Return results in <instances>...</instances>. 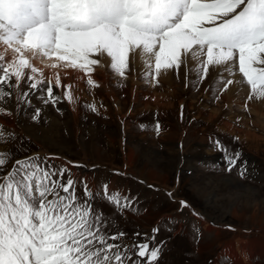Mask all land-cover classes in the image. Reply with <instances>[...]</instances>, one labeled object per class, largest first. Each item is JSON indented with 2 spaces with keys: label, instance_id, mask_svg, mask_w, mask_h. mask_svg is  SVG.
Masks as SVG:
<instances>
[{
  "label": "rangeland",
  "instance_id": "rangeland-1",
  "mask_svg": "<svg viewBox=\"0 0 264 264\" xmlns=\"http://www.w3.org/2000/svg\"><path fill=\"white\" fill-rule=\"evenodd\" d=\"M4 50L13 53L5 45ZM31 59L42 65L61 63L39 54L35 57L33 54ZM130 60L124 77L111 68V61L105 75L91 74L98 86L87 83L89 76L80 80L75 75L63 76L61 91L51 82L53 95L60 97L55 103L47 99L43 90H38L47 87L50 81L45 73L33 74L25 69L18 84L12 78L9 83L18 86H9L10 95L0 100V104H7L0 105V126L14 133L7 143H0V152L13 154L4 166V173L12 169L15 161L40 154L39 158H31L42 167L51 166L57 173L53 179H60L61 169L65 170L63 181L73 175L76 195L83 199L81 179L93 175V184L94 179L100 180L105 175L103 168L86 174L80 167L78 171L72 169L71 174L55 163L59 159L53 161L51 156L61 155L69 162H82L89 167L105 163L101 167L110 169L106 166L109 165L122 174L126 171L174 198L168 202L165 196L144 187L138 199L132 193L118 191L121 205L126 197L128 206H117L106 198L102 185L96 183L98 192L92 203L102 216V230L126 234L115 243L138 242L142 237L136 233L146 234L157 226L158 234L150 249L160 248V255L153 264H264V98L251 94L238 69L230 76L224 71L225 66H210L207 77L201 78L196 62L188 60L178 70L162 71L157 82L146 76V67ZM104 65L99 63L92 68L100 70ZM57 68L67 69L62 63ZM31 75L43 81L38 89H29ZM235 76H239V88L231 89L232 83L225 88L226 82ZM69 85L73 91L72 107L64 100ZM37 109L39 116L34 119ZM238 116L243 117L246 126ZM157 123L168 126L172 136H164L166 140L155 145L149 141L152 134L158 133ZM139 136L146 140H139ZM252 136L255 138L250 141ZM202 138L205 142L200 145ZM168 139L170 144L165 142ZM215 141L233 158L240 154L231 171L224 159L225 151L217 149ZM244 149L258 158L249 157ZM212 152L218 155L208 156ZM149 176L156 177L161 184ZM113 179H117L121 188L142 186L130 177ZM96 185H88L93 194ZM114 192L117 191L108 194ZM181 201L188 206H181ZM233 246L239 258L230 255L229 248ZM136 259L133 255L126 264H133ZM146 259L140 258V264Z\"/></svg>",
  "mask_w": 264,
  "mask_h": 264
},
{
  "label": "snow or ice",
  "instance_id": "snow-or-ice-1",
  "mask_svg": "<svg viewBox=\"0 0 264 264\" xmlns=\"http://www.w3.org/2000/svg\"><path fill=\"white\" fill-rule=\"evenodd\" d=\"M0 43L15 54L7 62L0 55V100L10 95L9 86H17L10 80L18 84L25 69L42 75L26 52L82 70L93 86L98 85L91 79L92 66L100 63L93 57L105 54L121 77L129 68L130 55L139 54L148 69L146 76L157 82L162 71L178 70L189 59L196 62L201 78L207 77L210 66L223 65L230 76L238 69L251 93L264 98V0H0ZM28 79L29 89L43 84L35 75ZM231 83L229 79L225 88ZM66 87L71 102V86ZM38 90L53 103L60 99L53 95L51 81ZM155 128L160 131L158 123ZM13 136L0 126V143ZM215 143L225 151L231 171L240 154L233 158L219 141ZM12 155L0 152V264H126L133 255L137 258L133 264L145 257L143 264H153L158 259L160 248L150 249L158 229L143 242L115 243L126 234L102 230V216L93 208L94 194L86 181L80 199L75 181L70 177L63 181L64 169L60 179H53L56 171L36 159L17 160L5 174ZM105 193L111 203L128 206L126 197L121 205L118 191L108 194L107 185Z\"/></svg>",
  "mask_w": 264,
  "mask_h": 264
},
{
  "label": "bare ground",
  "instance_id": "bare-ground-1",
  "mask_svg": "<svg viewBox=\"0 0 264 264\" xmlns=\"http://www.w3.org/2000/svg\"><path fill=\"white\" fill-rule=\"evenodd\" d=\"M30 53V54H29ZM0 55H3V56H5L4 58H7L6 60L7 61H10L14 56H15V54L14 53H6V51L4 50V45L2 44V43H0ZM25 55H26V58H28L29 60H30V63L34 66V67H36L37 69H39L40 70V72L41 73H45L46 74V77L51 81V82H53L55 85H56V76H57V74L59 75V81H60V87H57L58 88V90L59 91H61V78L63 77V76H70V75H75L79 80L80 79H85V77L86 76H88L87 74H85L82 70H79V69H74V68H71V67H67V69H64V68H54V69H59V71H51V70H49V69H47L48 67L46 66V65H50V66H52L53 65V63L51 62V63H48V64H44V65H42L41 63H38V64H35L33 61H32V56H33V53H31V52H26L25 53ZM37 54H35L34 55V57L36 56ZM93 58H96V59H99L100 60V63L103 65V64H106V65H104V68H102V69H100V70H97L96 68L95 69H93V71L91 72V74H94V73H102L103 75H105L107 72H108V68H109V64H107V63H109L111 60H110V58H108L107 56H106V54L105 55H102V56H100V57H93ZM129 59H131L130 61H135L136 63V65H138V66H140V67H146L145 66V63L142 61V59H141V57L139 56V54H136L135 55V58H133V56L132 55H130V57H129ZM189 62L190 63H195V61H193V60H191V59H189ZM130 64V63H129ZM188 64V63H187ZM186 66V65H185ZM63 67V66H62ZM212 67V66H211ZM213 67H217V66H213ZM182 68V67H181ZM99 69V68H98ZM219 70V69H218ZM137 71V70H136ZM146 71V70H145ZM217 71V70H216ZM171 73V72H170ZM90 74V75H91ZM169 76V75H168ZM104 77V76H103ZM88 79V78H87ZM95 80V79H94ZM232 81H233V83H232V85H231V89H233L234 91L236 90V89H238L239 88V85L241 84L240 83V80H239V76H235V78H233L232 79ZM20 82V81H19ZM18 86V85H17ZM243 88V87H242ZM243 89H245V88H243ZM67 91H68V89H67ZM230 91H232V90H230ZM246 92L247 91H249V88H247L246 90H245ZM245 91H243V93H245ZM73 93V91H71V94ZM226 93V92H225ZM248 93V92H247ZM250 94V93H249ZM252 94V93H251ZM11 95H13L12 93H11ZM73 95V94H72ZM254 99V98H253ZM71 107L73 106V103H72V101L71 102H69L68 101V99H67V96L65 97V99H64ZM256 100V99H255ZM227 101H228V99H227ZM227 103V102H226ZM264 103V102H263ZM10 104H11V101H10ZM2 107H6L7 106V104L6 105H3V104H0ZM259 107V106H258ZM261 107V106H260ZM75 112V111H74ZM230 113V112H229ZM232 115V114H231ZM256 117V116H255ZM239 121H241V123L242 124H245V126L247 125L246 123H245V120L243 119V117H239L238 116V118H237ZM229 133H230V131H229V129H226ZM234 130V129H233ZM264 130V129H263ZM248 131V130H247ZM249 132V131H248ZM236 134H237V131H236ZM240 139H242L243 141L246 139H244L243 137H242V135H237ZM254 138H255V136L253 137H250V141H253L254 140ZM246 141V140H245ZM258 145H259V143H258ZM256 150V149H255ZM153 174V173H152ZM142 175L143 176H148V175H146V174H144V173H142ZM142 176V177H143ZM149 177H151V176H149ZM144 178V177H143ZM148 178V177H147ZM152 179H154V181L157 183H159V184H161V182H159V181H157L154 177H151ZM162 180V179H161ZM157 183V184H158ZM164 183V182H163ZM162 183V184H163ZM229 253H230V255H232V256H237V250H235V247L233 246V247H230L229 248ZM238 257V256H237ZM239 258V257H238Z\"/></svg>",
  "mask_w": 264,
  "mask_h": 264
},
{
  "label": "crops",
  "instance_id": "crops-1",
  "mask_svg": "<svg viewBox=\"0 0 264 264\" xmlns=\"http://www.w3.org/2000/svg\"><path fill=\"white\" fill-rule=\"evenodd\" d=\"M160 126H162V128H160V131L157 133V134H152V137H151V140L149 141V143L150 142H154V144L156 145V142H161V141H164V140H166L165 138H164V136H166L167 135V137L168 138H170L171 136H172V132H171V130H170V128L168 127V126H163V125H161V124H159ZM140 130V129H139ZM138 130V131H139ZM140 132H142L141 130H140ZM144 132V131H143ZM157 132V131H156ZM167 132V133H166ZM168 133H169V135H168ZM146 134V133H145ZM140 137V136H139ZM141 139H139V140H141V141H144V139L143 138H145V137H140ZM145 140H146V138H145ZM170 140L168 139L167 141H165L166 143H168V144H170V142H169ZM103 142V141H102ZM199 142H201V144L200 145H202L205 141L203 140V138L201 139V141H199ZM164 145V144H163ZM109 146V145H108ZM112 146H109V148H111ZM245 150V149H244ZM246 151V150H245ZM246 152H248V151H246ZM250 155H249V154ZM247 154H248V156L250 157H257L258 158V156L257 155H255V154H253L252 152H248ZM215 155L217 156L218 155V153L217 152H212V153H209V155L208 156H211V157H213L214 156V158H215ZM61 156V155H60ZM134 158V157H133ZM105 164V163H104ZM104 164L103 165H99V166H104ZM88 166V165H87ZM107 167H109L111 170H116V168L115 169H112V167L111 166H109V165H106ZM124 171H125V168L123 169ZM125 174H127V172L125 171ZM128 175H130V176H132L133 178H135L134 176H133V174H130V173H128ZM142 177V176H141ZM136 179V178H135ZM139 181H141L142 183H146L144 180H141V179H138ZM148 181H149V179H147ZM146 184H148V183H146ZM151 185V184H150ZM134 190H136V191H138L137 190V188H134Z\"/></svg>",
  "mask_w": 264,
  "mask_h": 264
}]
</instances>
